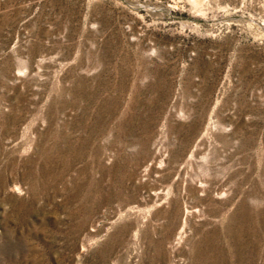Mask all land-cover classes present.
<instances>
[{
  "label": "rangeland",
  "instance_id": "rangeland-1",
  "mask_svg": "<svg viewBox=\"0 0 264 264\" xmlns=\"http://www.w3.org/2000/svg\"><path fill=\"white\" fill-rule=\"evenodd\" d=\"M0 264H264V0H0Z\"/></svg>",
  "mask_w": 264,
  "mask_h": 264
}]
</instances>
